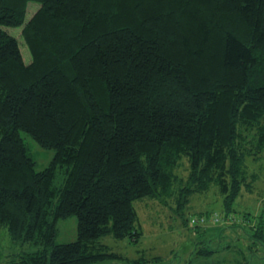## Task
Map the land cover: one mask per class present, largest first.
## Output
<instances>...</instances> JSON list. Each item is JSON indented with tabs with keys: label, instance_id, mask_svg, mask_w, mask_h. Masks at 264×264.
I'll use <instances>...</instances> for the list:
<instances>
[{
	"label": "trees",
	"instance_id": "obj_1",
	"mask_svg": "<svg viewBox=\"0 0 264 264\" xmlns=\"http://www.w3.org/2000/svg\"><path fill=\"white\" fill-rule=\"evenodd\" d=\"M263 116L264 0H0V226L42 246L22 264H89L103 237L136 235L135 200L181 208L212 185L224 212L199 220L250 226L264 251V214L231 215ZM21 132L54 151L43 170ZM71 217L76 240L56 243Z\"/></svg>",
	"mask_w": 264,
	"mask_h": 264
},
{
	"label": "rangeland",
	"instance_id": "obj_2",
	"mask_svg": "<svg viewBox=\"0 0 264 264\" xmlns=\"http://www.w3.org/2000/svg\"><path fill=\"white\" fill-rule=\"evenodd\" d=\"M38 8L39 5L34 2L28 4L26 22ZM22 29L23 27L9 28L7 31L18 41L24 62L29 63L32 56ZM258 128L262 134L264 116ZM258 128L253 126L251 131L257 132ZM20 135L36 162L35 169L41 171L46 168L54 157V151L41 148L26 133L21 132ZM245 162L248 174L252 175L249 178L256 179L252 182V191H244L233 206L235 212L231 215L236 221L241 218L242 213L254 214L253 216L264 214V152L247 158ZM183 164V167L176 170L179 176L187 175L188 165L185 162ZM218 192L215 185H212L207 193L189 196L181 208L178 201L165 196L135 200L133 207L137 214L136 235L131 233L132 237L129 238H115L111 234L103 237L102 248H93L97 256L89 264H264L261 244L251 238L252 233L247 231L250 226L233 225V219L232 222L222 219V222L215 224L211 219L199 220L198 214L207 211H214L217 215L219 211L224 212L223 197ZM196 219L198 221L193 223L192 220ZM55 226L56 243L76 240L75 217L59 220ZM41 248L40 243H13L7 231L0 226V264H22V257L34 252L38 254ZM203 249L212 250L213 253L201 255L205 253Z\"/></svg>",
	"mask_w": 264,
	"mask_h": 264
},
{
	"label": "built area",
	"instance_id": "obj_3",
	"mask_svg": "<svg viewBox=\"0 0 264 264\" xmlns=\"http://www.w3.org/2000/svg\"><path fill=\"white\" fill-rule=\"evenodd\" d=\"M215 220H217V219H215Z\"/></svg>",
	"mask_w": 264,
	"mask_h": 264
}]
</instances>
